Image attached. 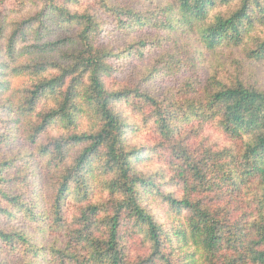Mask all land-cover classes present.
<instances>
[{"label":"trees","instance_id":"obj_1","mask_svg":"<svg viewBox=\"0 0 264 264\" xmlns=\"http://www.w3.org/2000/svg\"><path fill=\"white\" fill-rule=\"evenodd\" d=\"M8 1L0 151L31 149L0 157V264H264V0ZM115 33L121 52L103 43ZM152 53L136 82L107 83L114 58ZM124 103L166 167L143 169Z\"/></svg>","mask_w":264,"mask_h":264},{"label":"rangeland","instance_id":"obj_2","mask_svg":"<svg viewBox=\"0 0 264 264\" xmlns=\"http://www.w3.org/2000/svg\"><path fill=\"white\" fill-rule=\"evenodd\" d=\"M20 0H9L6 2V6L8 9H13L17 6H19ZM151 34V33H150ZM152 35H154L152 33ZM103 43L110 45L114 50H117L118 52H121L123 48L127 45V39L123 35L120 34H105L103 38ZM158 53H152L147 54L146 58L144 60L139 59H128V58H114L113 63L115 66L118 67L119 73L113 74L111 77L112 80H107V83H112V81L115 82L118 81L122 84H132L136 82V79L138 78V74L140 71L150 64V62L157 56ZM200 80L203 82L204 79L207 78L208 72L206 65L201 66L200 69ZM189 77L187 74H182L177 79H161L157 82H155L151 86V91H157L161 94H164L166 90L170 88H174L179 86L182 82L186 81V79ZM116 78V79H115ZM113 84V83H112ZM122 113H124L125 122L129 127V142L132 146H137L139 148H144V151L149 154L148 159L143 160V163L141 164L143 169L146 171H156L158 169H161L162 167H166V165L163 164V156L164 152L160 149H157V143L158 138L155 136L154 130L150 126H145L142 118L131 111L130 106H128L126 103L121 104L119 108ZM21 129L23 127H20ZM211 138L213 140H220L222 137L216 133L213 130L209 131ZM220 142L227 143L225 139H222ZM30 145L26 144L23 141H19L16 146L13 148L6 149L4 151H0V157H6V156H15L16 150L20 152H28L30 151ZM31 172H32V178L31 181H34L35 185L38 187H45L48 186V181L50 177V171L47 168V172H44L41 166L38 164V162L33 159L29 166ZM16 176L17 174L14 173ZM157 184H159L157 182ZM167 191H176L175 189H172L170 187L166 188ZM152 195L148 197L146 201V205L153 210V212L159 216L160 221L164 224H169L171 221L168 220L166 211L164 206H159L157 204H153L151 202ZM158 203L165 205L160 202V200H157ZM71 211V213H70ZM73 214L72 209L67 210V216Z\"/></svg>","mask_w":264,"mask_h":264}]
</instances>
